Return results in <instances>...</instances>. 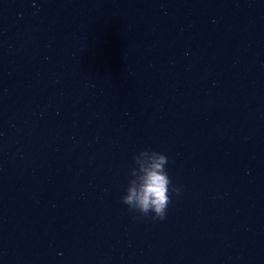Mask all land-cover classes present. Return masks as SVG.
Segmentation results:
<instances>
[{
    "label": "water",
    "instance_id": "obj_1",
    "mask_svg": "<svg viewBox=\"0 0 264 264\" xmlns=\"http://www.w3.org/2000/svg\"><path fill=\"white\" fill-rule=\"evenodd\" d=\"M0 264H264V0H0Z\"/></svg>",
    "mask_w": 264,
    "mask_h": 264
},
{
    "label": "clouds",
    "instance_id": "obj_2",
    "mask_svg": "<svg viewBox=\"0 0 264 264\" xmlns=\"http://www.w3.org/2000/svg\"><path fill=\"white\" fill-rule=\"evenodd\" d=\"M141 152H151V162L147 167H142L143 176L140 178L139 186L137 188L128 187L127 195H123L121 201L129 209L138 211L143 216L151 213L153 220L163 221L171 202L170 193L179 195V189L171 186L172 182L165 169L168 163L166 155L148 149Z\"/></svg>",
    "mask_w": 264,
    "mask_h": 264
}]
</instances>
